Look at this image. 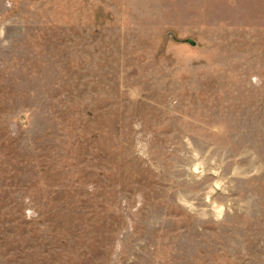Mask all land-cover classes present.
<instances>
[{
    "label": "rangeland",
    "instance_id": "obj_1",
    "mask_svg": "<svg viewBox=\"0 0 264 264\" xmlns=\"http://www.w3.org/2000/svg\"><path fill=\"white\" fill-rule=\"evenodd\" d=\"M0 264H264V0H0Z\"/></svg>",
    "mask_w": 264,
    "mask_h": 264
},
{
    "label": "water",
    "instance_id": "obj_2",
    "mask_svg": "<svg viewBox=\"0 0 264 264\" xmlns=\"http://www.w3.org/2000/svg\"><path fill=\"white\" fill-rule=\"evenodd\" d=\"M188 43H189L190 45H192V46L194 45V43H193V42H191V41H190V42H188Z\"/></svg>",
    "mask_w": 264,
    "mask_h": 264
}]
</instances>
